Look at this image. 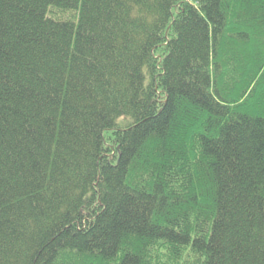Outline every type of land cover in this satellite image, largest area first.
<instances>
[{
	"label": "trees",
	"instance_id": "16d2710c",
	"mask_svg": "<svg viewBox=\"0 0 264 264\" xmlns=\"http://www.w3.org/2000/svg\"><path fill=\"white\" fill-rule=\"evenodd\" d=\"M0 264H264V0H0Z\"/></svg>",
	"mask_w": 264,
	"mask_h": 264
},
{
	"label": "rangeland",
	"instance_id": "374dc122",
	"mask_svg": "<svg viewBox=\"0 0 264 264\" xmlns=\"http://www.w3.org/2000/svg\"><path fill=\"white\" fill-rule=\"evenodd\" d=\"M108 135H110V134H108Z\"/></svg>",
	"mask_w": 264,
	"mask_h": 264
}]
</instances>
